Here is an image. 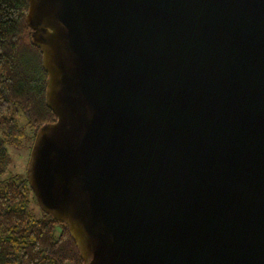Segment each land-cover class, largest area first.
Here are the masks:
<instances>
[{
	"label": "water",
	"instance_id": "water-1",
	"mask_svg": "<svg viewBox=\"0 0 264 264\" xmlns=\"http://www.w3.org/2000/svg\"><path fill=\"white\" fill-rule=\"evenodd\" d=\"M28 1L27 176L84 264H264V0Z\"/></svg>",
	"mask_w": 264,
	"mask_h": 264
},
{
	"label": "trees",
	"instance_id": "trees-1",
	"mask_svg": "<svg viewBox=\"0 0 264 264\" xmlns=\"http://www.w3.org/2000/svg\"><path fill=\"white\" fill-rule=\"evenodd\" d=\"M28 8V0H0V174L9 147L33 146L41 126L57 119ZM0 264H84L68 225L40 207L28 176L0 179Z\"/></svg>",
	"mask_w": 264,
	"mask_h": 264
},
{
	"label": "rangeland",
	"instance_id": "rangeland-1",
	"mask_svg": "<svg viewBox=\"0 0 264 264\" xmlns=\"http://www.w3.org/2000/svg\"><path fill=\"white\" fill-rule=\"evenodd\" d=\"M32 144L25 143L20 147H9V162L6 170L0 174V179L9 178L12 175L27 176ZM38 207L36 211H38Z\"/></svg>",
	"mask_w": 264,
	"mask_h": 264
}]
</instances>
